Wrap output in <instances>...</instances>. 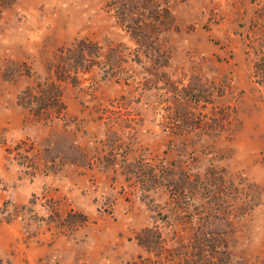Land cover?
<instances>
[{"label": "rangeland", "instance_id": "rangeland-1", "mask_svg": "<svg viewBox=\"0 0 264 264\" xmlns=\"http://www.w3.org/2000/svg\"><path fill=\"white\" fill-rule=\"evenodd\" d=\"M0 259L264 264V0H0Z\"/></svg>", "mask_w": 264, "mask_h": 264}, {"label": "trees", "instance_id": "trees-1", "mask_svg": "<svg viewBox=\"0 0 264 264\" xmlns=\"http://www.w3.org/2000/svg\"><path fill=\"white\" fill-rule=\"evenodd\" d=\"M81 47H84L83 42H81V44L79 45V48H81ZM84 51L85 52L87 51V53H88L90 51V48H88V47L81 48L82 54L84 53ZM65 60L68 62L67 65H66V68H67L68 71H70V70H78L79 67H81L78 64L79 61L78 60H73L72 57L70 56V54H69L68 59H65ZM81 69L82 68H80V70ZM64 72H65V70H64ZM62 75H63V72H61V71L58 72L57 78L62 80ZM42 94H43V95H41L42 97H40L39 100H37V102H36L37 106L33 108V112H34L35 115H40V110H42V109L54 108L55 105H56L55 101L59 97V94H58L57 90L55 88H53V87L44 90ZM140 245L142 247H144L148 251H154V250L158 249L159 242L153 241V240L152 241L151 240H147V242L146 241L145 242L144 241L140 242ZM0 264H2V260L1 259H0Z\"/></svg>", "mask_w": 264, "mask_h": 264}]
</instances>
